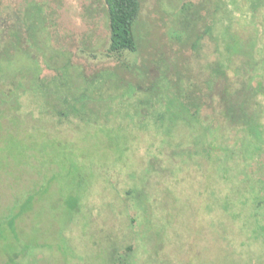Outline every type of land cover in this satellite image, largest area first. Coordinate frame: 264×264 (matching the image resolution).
I'll use <instances>...</instances> for the list:
<instances>
[{
	"label": "rangeland",
	"instance_id": "obj_1",
	"mask_svg": "<svg viewBox=\"0 0 264 264\" xmlns=\"http://www.w3.org/2000/svg\"><path fill=\"white\" fill-rule=\"evenodd\" d=\"M249 1L141 0L117 59L105 0H0V264H264L257 183L169 158L194 135L183 81L257 35ZM216 78L218 108L239 79Z\"/></svg>",
	"mask_w": 264,
	"mask_h": 264
},
{
	"label": "trees",
	"instance_id": "obj_2",
	"mask_svg": "<svg viewBox=\"0 0 264 264\" xmlns=\"http://www.w3.org/2000/svg\"><path fill=\"white\" fill-rule=\"evenodd\" d=\"M105 1L109 21L108 53L120 59L125 54L137 52L139 42L135 33V24L140 17L141 0ZM249 2L250 8L254 10L255 20L252 23L258 22L257 25L260 26L248 49L241 44L232 47L227 37H223L224 44L222 43L221 48L217 47L218 55L215 54L217 65L212 70L213 74L202 81L203 83L199 79L193 80L190 77L183 81L186 82V92L182 96V106L187 110L188 117L194 124L190 126L194 135L191 142L175 145L176 149L169 158L181 154L186 157L203 158L209 165L217 163L218 172L221 171V166H224L227 174L231 173L225 181L220 177L222 182L228 184L230 191L234 189L231 186L232 181L242 180L248 176L253 183H257L256 190L264 194V122L261 106L257 103L258 96L264 97V16L263 18L259 16V11L264 9V0ZM180 9L186 10V5H181ZM208 32H210L209 27L205 32L198 34L196 39L203 40ZM208 40L214 42L217 39L210 36ZM238 57H242L243 61L239 66L233 67ZM229 72L239 79L234 91L236 95L232 97L223 91L229 99L219 96L223 104L219 103L218 108H215L212 101L214 97L210 92L216 86L217 75L226 76ZM176 76L175 86L182 79L181 72L178 71ZM160 78L168 79L165 76ZM175 78L173 76L168 80L172 81L171 79ZM36 81L45 82L40 76ZM176 88L178 89V85ZM62 102L71 110L68 101ZM237 164L246 165L247 170L241 169ZM123 262H125L124 258Z\"/></svg>",
	"mask_w": 264,
	"mask_h": 264
}]
</instances>
